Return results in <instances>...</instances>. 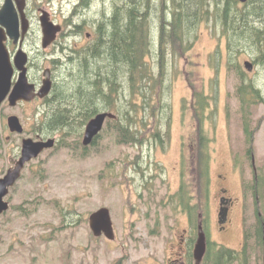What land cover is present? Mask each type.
Segmentation results:
<instances>
[{"label":"rangeland","instance_id":"rangeland-1","mask_svg":"<svg viewBox=\"0 0 264 264\" xmlns=\"http://www.w3.org/2000/svg\"><path fill=\"white\" fill-rule=\"evenodd\" d=\"M93 6L94 10H109L111 5L110 0L103 3L94 0ZM196 33L184 55L167 70L166 86L170 94L165 101L156 102L161 89L155 87L150 96L145 91L153 111L144 108L129 116L120 113L142 131L141 117L150 116L151 133L148 132L142 149L116 145L109 129V122H114L107 121L89 154L82 153V145L75 152L61 146L44 152L30 164L24 178L10 192V208L0 217V264H165L171 256L175 257L173 253L180 246H185L180 243V235L186 237L190 233L195 238L199 220L211 240L230 247H239L243 230H247L250 234L248 264H264L263 244L255 234L252 172L247 166L238 170L232 166L234 152L244 151L243 140H239L242 120L235 95L238 80L229 68L226 40L220 31L216 32L211 23L202 22ZM154 46L157 47L156 42ZM235 55L243 62L253 54ZM263 69L264 65L258 64L256 74L261 77L264 96ZM187 76L210 98L208 114L211 117H206L202 126L213 142L209 147L212 156L209 184L200 185L195 179L189 181L185 195L189 204L184 208L173 198L177 195L181 169V163L174 168V161L184 154L183 164L188 170L184 169L183 174L185 180H190L193 164L188 154L196 146L197 125L192 117ZM136 90L140 96V90ZM115 97L125 102V109L132 108L129 97L121 94ZM166 105L172 107V121L168 126L164 124L162 142L154 141V123L161 121ZM246 108L248 128L257 129L254 149L260 158L259 175L264 178V101L251 103ZM142 131L139 138L143 136ZM140 151L141 160L152 177V184L145 188L132 162ZM118 181L122 185L118 186ZM221 185L230 197L238 196L246 201L244 210L241 201L231 204L222 231L218 228L215 209L217 189ZM101 206L110 210L114 240L94 237L88 227V215ZM201 264L211 263L206 260Z\"/></svg>","mask_w":264,"mask_h":264},{"label":"trees","instance_id":"trees-1","mask_svg":"<svg viewBox=\"0 0 264 264\" xmlns=\"http://www.w3.org/2000/svg\"><path fill=\"white\" fill-rule=\"evenodd\" d=\"M110 5L103 24L102 44L96 52L84 53L79 58L80 62L65 72L61 84L55 89L52 114L47 120L49 128L59 124V127L75 132L82 125L80 120H85L98 108L108 110L116 107L113 95L123 87L133 89L137 86L144 98V108H150V98L145 91L149 92V96L155 87L165 91L167 64L184 54L191 45V35L201 21H210L215 31L225 35L228 65L238 80L235 95L248 106L256 103L262 94L261 77H257V71L249 76L235 54L250 52L256 63L264 64V0H249L243 6H239L236 0H110ZM169 52L173 55L171 60ZM189 83L194 90L192 109L199 124L200 147L204 149L209 138L202 125L209 116L210 98H205L202 88L198 90L195 84ZM162 91L157 93L159 104L165 101L164 94L161 97ZM166 106L169 115H166L167 111L165 115L161 113V121L154 123V141L162 139L161 132L166 128L164 124L168 126L171 122L170 106ZM148 117L143 119V123L141 121L144 131H132L133 124L122 123L119 119L114 121V131L125 142L133 138L132 142L142 144L148 132L151 133ZM140 131L143 136L136 139ZM200 164L203 167L201 178L204 179L209 169L207 155L200 157ZM179 191L184 194L183 184ZM257 219L260 223L259 237L264 235V214ZM212 248L213 245L208 247L207 256L212 263L233 262L234 251Z\"/></svg>","mask_w":264,"mask_h":264},{"label":"flooded vegetation","instance_id":"flooded-vegetation-1","mask_svg":"<svg viewBox=\"0 0 264 264\" xmlns=\"http://www.w3.org/2000/svg\"><path fill=\"white\" fill-rule=\"evenodd\" d=\"M10 11L17 17L15 27L8 31L0 22L11 66L9 89L0 102V177L19 157L26 140L34 150L38 141L55 138L60 131L59 124L52 128L47 124L55 89L84 53L98 50L105 22L103 10H94L91 0H0L1 16ZM16 83L20 97L10 103ZM14 115L18 119L10 123ZM180 241L185 242L183 236ZM177 254L179 260L174 257L166 264H187L189 251L184 248Z\"/></svg>","mask_w":264,"mask_h":264},{"label":"water","instance_id":"water-1","mask_svg":"<svg viewBox=\"0 0 264 264\" xmlns=\"http://www.w3.org/2000/svg\"><path fill=\"white\" fill-rule=\"evenodd\" d=\"M16 20H17V18H16V14H14V12H11V11L8 13L5 12L4 16H1V14H0V22L3 23L4 26L7 27L8 31H9V27L10 28L15 27ZM245 65L250 69V64H248L246 62ZM10 72H11V67H10V63H9L8 54H7L6 48L3 44V38L0 36V101L3 99L4 95L6 94V92L9 89ZM21 78H22V76H21ZM19 88H20V83H17L14 86V88L10 94V98H12L13 101H15L16 97L19 96V93H18ZM105 115L106 114H98L94 119H92L88 123L87 128H86V132H85V137H84L85 143H87L90 140L91 136L100 128ZM17 175H18V171L16 172V174H14L13 177H16ZM12 182H10V183H12ZM1 207L5 208V205L0 203V208ZM3 208H1V209H3ZM89 222H90L91 228L94 231L99 232L98 231L99 229H103L104 233L108 237H112L111 221H110V217L108 214V210L106 208H100L99 210L91 213L89 216ZM204 246H205L204 235L202 232H200L199 236H198V240L196 242V246H195L196 247L195 248L196 253H198V255L200 257H201L203 250H204Z\"/></svg>","mask_w":264,"mask_h":264}]
</instances>
